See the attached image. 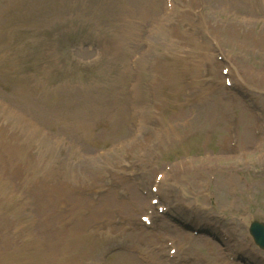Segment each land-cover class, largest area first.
<instances>
[{"label":"rangeland","instance_id":"obj_1","mask_svg":"<svg viewBox=\"0 0 264 264\" xmlns=\"http://www.w3.org/2000/svg\"><path fill=\"white\" fill-rule=\"evenodd\" d=\"M262 1L264 3V0H205L206 11H209L208 19H222V21H213L212 24L225 25L230 19H233V22L239 20L248 24L246 28L233 24L235 30L230 40L227 38L230 29L227 27L216 33V36L221 40L226 59L237 67V74L244 77L245 68L249 67H254V71L259 73L252 80L259 90L243 87L242 81L237 80L235 83L237 90L226 91L223 96L229 97L228 102H222L220 117L212 119V123H209L210 118L206 115L194 123L184 124V127L190 128L191 131L188 136H182V120L190 115L191 102L188 101L181 87L183 85L191 87L194 91L191 93L192 98L198 96L201 98L205 93L204 90L212 88L218 91L215 95L218 97V102L220 95L225 92L222 90L224 84L221 66L213 59H209L210 52L203 53L202 50L196 52L191 46L186 45L189 37L183 31L185 24L182 21L177 27L182 45L179 46L167 36L171 26L166 27L165 36L162 35V30H159L156 38H153L155 44L151 52L147 55L143 50L137 53L139 59L134 63L136 71L133 73L139 96L142 100L150 102V118L157 120L156 125L162 122L160 129H169L170 125L167 121H172L177 126L174 135L176 138L166 139L165 143L170 144L172 148L159 151L155 154L154 164L151 166L149 164L147 167L144 165L142 168L144 179L151 170H155L153 171L155 174L165 173L169 167H172V171L167 174V186L164 185L165 191L168 187L169 196L165 193L167 201L184 215L190 217L195 214L193 216L197 220L200 216H196V206L198 205L199 209L198 203L205 205L207 210L201 212V218L205 219L208 226L217 225L222 219L220 230L228 236L234 235V241L239 243V247L252 246L250 252L255 256L247 255L244 258L251 257L256 262L264 260V252L255 249L248 239L246 228L252 219L264 221V129L261 128L264 122ZM100 3L97 0H0V105L2 104L10 114L8 116L0 112V234L5 233L0 237V264H53L51 254L53 248L50 243L41 245L43 235L40 225L44 221H49L48 214L53 217V213L64 211L61 218L66 222L76 221L78 225L74 229L80 231L82 236L88 223L98 224V232L94 235L99 243V252L103 253L102 256L85 262L76 257L77 264H142L137 258L136 248L129 244L147 242L140 237L142 229L137 225L139 214H135L132 207L127 210V223L123 221L122 225L114 224L110 211H103L101 215L93 217L87 211L76 214L78 210L75 209L69 213L74 216L68 219L69 215L66 214L69 209L66 210L68 203L60 206V212L56 209V202L60 198L67 199L69 203L73 202L72 197L75 198V195L70 194L71 189L86 188L87 190L88 180L99 182L96 176L100 173H96L85 181L80 180L72 184L70 183L72 174L78 169L82 172V166L88 164L86 160L94 158L98 149H107L111 143L127 139L132 132V129H129L131 126L126 122L129 108L124 104L122 109L119 107L111 110L110 104H114L115 101L107 105L106 114L103 116L106 120L96 124L92 137L83 138L80 135L81 127H85L82 121L70 129H64V125L56 121L55 114L52 115L53 119L50 118V110L54 109L53 102L56 95L59 94L60 97L68 93L67 86L70 82L80 81L75 85L81 90L76 92L72 90L68 100L61 99L56 103L69 101L70 109L74 114L88 108L104 109L94 99L92 95L94 90L114 93V96L119 93V87L125 90L123 94L127 92V81L115 84L116 78H112L111 83L105 82L112 77L103 73L105 67L109 66L107 61H99L100 59L92 61L97 56L99 42L96 48L89 46L90 43L81 42L84 34L89 35L92 38L90 42L95 43L103 36L105 38L118 34L117 24H126L125 17L108 11L103 14L98 13L96 10L101 7ZM133 6L135 12H145L149 15L142 19L140 25L146 23L147 28L150 27L153 21L148 8L144 9L141 0H133ZM242 16H258V23L249 20L251 17L242 19ZM70 17L74 20L81 18L75 22L78 26L75 28L76 31L72 32V37L64 35L53 38L55 23L65 24ZM205 34L210 36L206 32ZM256 37L258 39H255ZM200 38L201 35H198V40ZM193 44L194 39L191 45ZM184 45L189 48L181 51L180 47ZM135 48L130 45V48L124 49L125 54L120 59L119 75L127 76L130 72L127 67L126 73H122L125 70L124 64L129 65L130 57L138 52L139 49L135 50ZM202 54L204 56H201ZM176 58L187 59V66L192 64L191 67L194 68L190 71L192 74L189 70L183 69L178 76L170 69L172 73L169 82L173 81V83L163 92L155 91L154 87H159L160 82L165 78V73L160 71V64L171 65ZM204 62L208 63L211 77L206 81L208 86L196 93L198 87L202 86L200 70ZM45 69H47L45 73L51 76L44 75ZM231 76L236 79L235 74ZM191 77L193 78L190 80L191 84L184 82ZM175 78H178L177 95L174 94ZM194 80L199 82L196 83ZM89 82L94 83L92 87L83 89ZM242 91H249L252 97H256L258 102L256 105L262 110V117H257L247 108ZM162 100L168 102L166 109ZM200 102L204 106L203 102ZM229 105L232 108L228 112V118H222V109H226ZM260 109L258 110L261 111ZM177 114H181V117L176 118ZM11 116L16 120L7 121ZM4 125L8 127V132L4 129ZM120 126L121 129H115ZM149 126L153 125L149 124ZM228 126H233L239 136L247 133L251 136L250 140L246 139V145L243 147L247 151L246 162L239 161L234 150H229L225 146L223 141L226 143L228 141ZM15 127H20L22 130L18 131ZM255 130L259 132V138L254 136ZM150 132L148 128L146 137L148 134L153 135L154 131ZM239 141L242 142L243 139ZM131 158L137 162L135 156ZM105 160L108 163L107 158ZM118 171L115 170V173ZM130 180L132 182L124 183L123 187L128 189L130 196L133 192L139 194L134 179ZM116 183L121 184L117 178ZM71 186L72 188L68 190ZM89 195L91 194L84 195L87 203L93 200L95 204L99 202L106 204L110 196L114 197V191L113 189L105 191V194L99 196L98 201H94ZM140 197L143 198L140 200L143 203L144 197ZM81 201L78 200L76 203L79 205ZM117 206L123 210L120 204L113 207ZM189 208L192 211H188ZM103 216L108 219L107 224L101 222ZM210 216H215L216 219L211 220ZM81 217L82 221H80ZM122 227L123 229L120 230ZM59 229L61 228L58 227L57 230ZM66 234L61 229L56 241L58 250L55 252L56 259L67 257L69 247L66 243L61 244ZM152 234L156 233L152 232ZM218 238L221 239L219 236ZM184 244L186 250L184 252L188 256L195 254L192 260H196L197 257L206 264H229L217 251L220 248L217 242L213 245L214 253L210 251L213 248L208 251L204 249L203 239ZM254 250L259 252V257H256L258 254Z\"/></svg>","mask_w":264,"mask_h":264},{"label":"bare ground","instance_id":"obj_2","mask_svg":"<svg viewBox=\"0 0 264 264\" xmlns=\"http://www.w3.org/2000/svg\"><path fill=\"white\" fill-rule=\"evenodd\" d=\"M102 1V6H106V5H108V3H109V1L108 0H101ZM147 2V6L149 7L150 6V4H154V2H153V0H151L150 1V3H149V1H146ZM192 2V1H191ZM122 6L123 7H127V8H129L128 7V5H126V4H122ZM262 6H264L263 4H262ZM184 8H186V9H188L187 11H184V17H186V14L188 13V11H189V8H190V0H189V2L186 0V6L184 7ZM130 9V8H129ZM129 14H130V17L131 18H133V17H135V13L133 12V11H129ZM156 14V12L154 13V15ZM201 20H205V16L203 15V13L201 14ZM204 28H206L207 30H208V32H212V33H214V32H218V30H220V27L219 26H211L210 24H207V23H204ZM229 29H230V34H228V36H227V38L230 40L231 38H232V33H234V28L233 27H229ZM207 32V33H208ZM212 37V36H211ZM207 47V46H206ZM214 52V51H213ZM177 59H179V58H177ZM170 67H171V65H169V63H167V64H161V69H160V71L161 72H164L165 73V75H164V79L162 80V82H160L161 84H160V86L159 87H154L155 88V91H159V92H163L165 89H167L168 88V86H170L172 83H173V81H170L169 82V79H171V76H170V74L172 73H170ZM182 67H184V66H182ZM191 69L192 70H194V68L193 67H191ZM174 72L177 74L178 73V71L177 70H174ZM234 72L236 73V70L234 69ZM238 75V79L240 80L241 79V76L239 75V74H237ZM255 78V71H253V70H248V69H245V72H244V78H243V82L244 83H247L248 85H250L251 86V84L250 83H248V82H253L252 80ZM177 80H178V78H175V80H174V83H175V88H174V94L175 95H177L178 93L176 92V84H177ZM248 81V82H247ZM170 90V89H169ZM122 92V91H121ZM57 95H59V94H57ZM122 95H124L123 93H120V95L117 97V100H120V99H123V96ZM212 95L214 96V90L213 89H210V90H208L207 91V93L206 94H204V96L205 97H207V99L211 102V106H206V115L209 117V118H214L215 116H218V114H219V106H218V102L212 97ZM104 96V98H105V100H106V102L108 103L109 102V97L108 96H106V95H103ZM166 96V95H165ZM70 98V92H68V93H65V94H62L60 97L59 96H57L56 97V99H55V103L57 102V101H59V100H61V99H65V100H68ZM199 97H197V99H198ZM163 101V105H164V109H166V106H167V104H168V102L166 101V100H162ZM70 104H69V101H65V102H60V103H57V104H55V106H54V109L53 110H50V114L51 115H53V114H55V116H56V121L59 123V124H63L64 125V127L66 128V129H70L71 127H73V126H75V125H77V124H79L80 123V121H82L83 123H84V125H85V128H86V133H87V135L89 136V137H92L93 135H94V133H95V126H96V124L97 123H99L100 121H105L106 119L105 118H103V116L106 114V111H105V109H100V108H88V109H85V110H83L82 112H80V113H77V114H74L72 111H71V109H70V106H69ZM115 105H116V107H115V110L116 109H118L119 107H121V105H119V104H116L115 103ZM204 105H208V103H207V101H205L204 102ZM122 109V108H121ZM120 109V110H121ZM112 118H114V115H113V117ZM167 122H172V121H167ZM92 128H94L93 130H92V132H90V130L92 129ZM117 128V129H116ZM122 128V126H120V127H115V129L116 130H118V129H121ZM209 131H210V129H209ZM175 135V129L171 126L170 127V130H169V134H168V136H167V138L166 139H169V138H171V137H174V138H176V136H174ZM114 136V135H113ZM249 139L250 140V138H251V136H249L248 135V133L247 134H245V135H243L242 136V139H243V144H242V146H245L246 144V139ZM165 139V140H166ZM164 140V141H165ZM179 140H180V138H179ZM164 141H162V142H160V144L159 145H157L156 147H155V145H153V144H151V147L152 148H154L152 151H154V153L155 152H157V151H161V150H163V151H165V150H168V149H170V148H172L171 147V145L169 144H165L166 142H164ZM128 147V146H127ZM127 147L125 148L127 151H128V149H127ZM148 147V146H147ZM132 152H135V151H133V150H131ZM111 202L113 203V202H115L114 200H111ZM120 203H122V202H120ZM204 203H206L205 201H204ZM207 210V207L205 206V205H203V204H201L200 203V206H199V212H198V214L197 215H199L200 217H199V221L200 220H202V221H205V219H202L201 218V212L202 211H206ZM92 215H96V216H98L97 214H95V213H91ZM203 215H204V213H203ZM182 217V216H181ZM182 218H184V219H187L186 217H182ZM189 220V219H188ZM190 221V220H189ZM191 223H192V221H190ZM194 224H197V223H194ZM169 225H166L165 226V228H167ZM204 227H206V225L204 224L203 225ZM173 227H175V228H177L176 226H173ZM180 231V230H179ZM60 236V233L58 232V231H56L54 234H51L50 235V237H59ZM72 238H73V235H72ZM197 238H200V236H198ZM74 239V238H73ZM192 241V240H191ZM194 241H196V240H194ZM49 242H50V246L53 248L52 250H51V254H52V258H53V260H54V263L55 264H74L73 262H77V261H74L75 260V256H74V254H73V252L74 251H79L80 249H81V247L80 246H82L81 245V243L80 242H77V243H75V246H70V248H69V251H68V253H67V257H66V259H56V257H55V252L57 251L58 252V250H57V248H56V246H57V242L56 241H54V240H51L50 238H49ZM53 242H54V244H53ZM67 241H65V240H62L61 241V244H65ZM198 242V241H197ZM46 243H47V239H45V238H43L42 240H41V245H46ZM227 245V244H226ZM182 247H183V245H182ZM181 246H180V248H182ZM92 249L93 250H96L97 249V246L96 245H92ZM66 252V251H65ZM92 255H94V254H91V256ZM130 258H131V256L130 255H128ZM120 257H122L123 258V256H121L120 255ZM196 259H197V257H196ZM121 264H125V263H121Z\"/></svg>","mask_w":264,"mask_h":264}]
</instances>
